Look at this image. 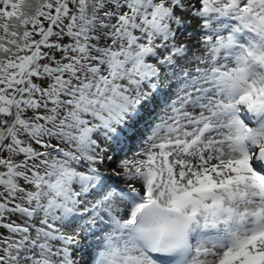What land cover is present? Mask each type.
Instances as JSON below:
<instances>
[{
    "label": "snow or ice",
    "instance_id": "obj_1",
    "mask_svg": "<svg viewBox=\"0 0 264 264\" xmlns=\"http://www.w3.org/2000/svg\"><path fill=\"white\" fill-rule=\"evenodd\" d=\"M0 264H264V0H0Z\"/></svg>",
    "mask_w": 264,
    "mask_h": 264
},
{
    "label": "rangeland",
    "instance_id": "obj_2",
    "mask_svg": "<svg viewBox=\"0 0 264 264\" xmlns=\"http://www.w3.org/2000/svg\"><path fill=\"white\" fill-rule=\"evenodd\" d=\"M114 167H115V164L108 165L109 170H111V168H114Z\"/></svg>",
    "mask_w": 264,
    "mask_h": 264
}]
</instances>
